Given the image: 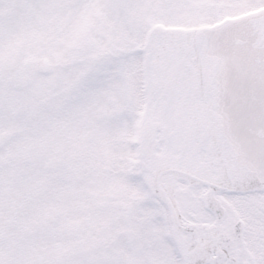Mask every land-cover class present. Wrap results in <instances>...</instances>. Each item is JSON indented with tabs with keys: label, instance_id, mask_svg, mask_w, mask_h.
Listing matches in <instances>:
<instances>
[{
	"label": "snow or ice",
	"instance_id": "1",
	"mask_svg": "<svg viewBox=\"0 0 264 264\" xmlns=\"http://www.w3.org/2000/svg\"><path fill=\"white\" fill-rule=\"evenodd\" d=\"M0 264H264V0H0Z\"/></svg>",
	"mask_w": 264,
	"mask_h": 264
}]
</instances>
